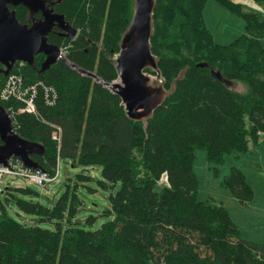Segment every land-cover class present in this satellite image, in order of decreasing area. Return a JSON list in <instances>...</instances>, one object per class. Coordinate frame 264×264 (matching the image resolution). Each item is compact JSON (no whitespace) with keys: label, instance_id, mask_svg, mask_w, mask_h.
Instances as JSON below:
<instances>
[{"label":"trees","instance_id":"obj_1","mask_svg":"<svg viewBox=\"0 0 264 264\" xmlns=\"http://www.w3.org/2000/svg\"><path fill=\"white\" fill-rule=\"evenodd\" d=\"M47 1L80 31L72 41L51 32L48 42L66 47L67 59L80 68L114 80L110 60L130 21L133 0ZM207 1L156 0L150 47L165 88L184 73L146 125L129 120L119 97L61 61L41 73L42 54L32 66L24 64L23 85H35V113L16 114L14 132L42 145V154L31 159L50 175L57 161L80 171L73 186L65 184L46 204L32 201L39 195L29 187L4 189L0 264H264V245L241 239L223 205L196 198L195 150L220 163L225 154L246 152L264 140L261 13L246 12L231 0H212L244 23L236 39L218 44L203 19ZM10 8L19 22L30 23L25 7ZM5 77L0 74V86ZM238 83L243 90L236 89ZM0 105L8 113L9 107H23L14 100ZM53 132L58 141L51 140ZM95 166L101 168V189H118L101 211L108 220L89 230L77 216L83 209L78 186L86 187ZM230 171L220 184L240 204L250 202L253 190L243 174L235 167ZM159 182L166 185L155 190ZM7 208L31 217L16 220ZM93 220L90 216L87 223Z\"/></svg>","mask_w":264,"mask_h":264},{"label":"water","instance_id":"obj_2","mask_svg":"<svg viewBox=\"0 0 264 264\" xmlns=\"http://www.w3.org/2000/svg\"><path fill=\"white\" fill-rule=\"evenodd\" d=\"M59 1V0H58ZM21 5L31 16L40 13V18H32L30 23H21L14 9ZM156 0H133L132 15L127 27L120 34L118 52L110 61L114 64L116 78L103 81L93 72L85 70L67 59V52L47 41L50 31L56 26L60 35L73 39L77 29L64 19V16L52 12L45 0H0V74L7 75L17 61L32 66L34 57L44 56L38 73L47 70L53 63L61 61L79 75L91 78L108 89L120 99L125 116L135 122L146 125L153 112L163 104L166 96L174 90L176 80L167 90L158 67V59L151 51L150 39L154 31L153 14ZM199 66H208L200 63ZM152 73H149V72ZM181 72V71H180ZM219 76V73L211 70ZM13 123L0 105V165L6 166L11 157L19 160L23 167L39 169L32 161V154H42L41 144L27 141L17 135Z\"/></svg>","mask_w":264,"mask_h":264},{"label":"rangeland","instance_id":"obj_3","mask_svg":"<svg viewBox=\"0 0 264 264\" xmlns=\"http://www.w3.org/2000/svg\"><path fill=\"white\" fill-rule=\"evenodd\" d=\"M233 2H238L236 0H231ZM247 2V3H246ZM239 3V2H238ZM244 7V11H254L261 13V20L264 21V4H261L258 1L253 0H245V2L240 3ZM203 19L205 21V25L208 31L211 32L213 39L218 44L226 45L230 42H232L234 39H236L244 30V23L241 19L236 18V16L232 15L227 9H225L222 6H219L218 3L213 2L212 0H208L206 4L204 5L203 11H202ZM80 33V31H79ZM264 42V41H262ZM62 48V47H60ZM63 52H68L67 48H62ZM25 63H18L13 66V68L10 70H13V73H18L19 77H22V69ZM186 69V68H184ZM149 72V71H147ZM152 73V72H149ZM184 71H181L179 76L183 75ZM2 75V74H1ZM8 78L4 81V83L0 86V100L1 102H8L11 100H14L15 102L22 103L23 101L20 99H16L14 97H8L4 99V95L9 91L10 86H8L7 82ZM22 81V89L21 91L24 92V95L22 96L24 99H28L31 92V86L32 85H23V78H21ZM35 86V85H34ZM26 91H25V90ZM237 90H243V85L238 83L236 86ZM10 108V107H9ZM20 106L15 110H12L13 115L15 117L16 114L21 113L18 111ZM52 140V139H51ZM32 142V141H31ZM236 152H230L225 154L221 159L220 163H214L207 159L206 151L202 149L195 150V157L193 159L192 164V170L195 174V177L197 179V192H196V198L199 199V201H213L218 202L220 198L223 196L224 193H230V190L226 189L224 186H222V180L224 177L228 176L231 173V168L235 167V164L233 165V155H235ZM64 163L60 162L59 165V174L57 176V179L47 183L44 187H40L38 185H35L33 183H29L26 179H22L20 177H8L4 176L3 183L1 185L2 188L5 189L9 185V183L12 182L13 185H18V187H29L32 191L38 193V197H31L32 201H39L42 204H46L48 199L54 200L56 199L63 189L66 188L65 184H69L70 186H73L75 183V175L79 173V168H73L68 164L63 165ZM101 173V168L98 166H95L89 170V174L91 175V181L85 183L86 187L79 185L78 190L80 192V197L83 200V209L77 214V216L82 220L83 228L89 229V230H96L98 226H100L103 222L108 220L107 217L101 215V211L105 208L107 204L106 197L110 194L115 192L118 188V185L110 189H101L97 181L101 179V176H99ZM70 179V180H67ZM166 185L162 182H159L157 186H155V190L159 189L160 186ZM17 187V186H16ZM223 193V194H222ZM4 195L3 192L0 193V199L3 200ZM28 198V197H26ZM8 209V208H7ZM8 213L12 218H15L16 220H22L21 218H25L26 220L30 219L31 216H28L26 214H20V212L16 209H8ZM18 213L20 215H18ZM90 216L94 217L93 222L87 223V219L90 218ZM32 223H36L41 227L44 228H52V224L47 222H37L34 221Z\"/></svg>","mask_w":264,"mask_h":264},{"label":"crops","instance_id":"obj_4","mask_svg":"<svg viewBox=\"0 0 264 264\" xmlns=\"http://www.w3.org/2000/svg\"><path fill=\"white\" fill-rule=\"evenodd\" d=\"M236 1L241 4L245 2ZM232 158L233 165L236 162L235 168L241 171L245 183L253 190V197L250 202L242 205L231 192L222 193L223 196L215 203L228 210L241 239L264 245V140H260L257 145H250L246 152H236ZM13 184L7 187H18Z\"/></svg>","mask_w":264,"mask_h":264},{"label":"built area","instance_id":"obj_5","mask_svg":"<svg viewBox=\"0 0 264 264\" xmlns=\"http://www.w3.org/2000/svg\"><path fill=\"white\" fill-rule=\"evenodd\" d=\"M7 82H8V86L9 89L7 91H9L10 93H6L4 95V99L8 98V97H14L15 100L16 99H20L22 100V104L23 107L21 106L18 111H20L21 113L23 112H28V113H35V107H34V103H32L34 95H35V86H31V92H30V96L28 99H24L22 96L24 95V92L21 91L22 89V81L21 78L19 77L18 73H11L8 77ZM25 90V89H24ZM26 91V90H25ZM55 98V96H54ZM8 110L10 111V113L13 115V112L10 108H8ZM52 140H57V134L56 132L52 133ZM58 164V162H57ZM54 165L55 169H54V173L52 175H50L49 173H47L44 170H33L22 167L21 163L16 160V159H9L7 162L6 167L3 165H0V192H2V179L4 176H8V177H20L22 179H26L29 183H33L35 185L38 186H44L45 184L52 182L54 180L57 179V176L59 174V169H58V165ZM264 259V258H263Z\"/></svg>","mask_w":264,"mask_h":264},{"label":"flooded vegetation","instance_id":"obj_6","mask_svg":"<svg viewBox=\"0 0 264 264\" xmlns=\"http://www.w3.org/2000/svg\"><path fill=\"white\" fill-rule=\"evenodd\" d=\"M46 1V3H47V5L50 7V8H52L51 7V5L48 3V1L47 0H45ZM61 0H56L55 2L57 3V2H60ZM53 9V8H52ZM28 11V10H27ZM52 12H54V10L52 11ZM27 14H28V12H27ZM29 15V19H30V21H31V19L34 17V18H40L41 17V15H40V13H37V14H35V15H33V16H31L30 14H28ZM51 32H54V33H57L61 38H66V37H64V36H62V35H60V33H59V30H58V28L55 26L51 31H50V33ZM49 33V34H50ZM48 34V35H49ZM79 35V30L77 29V35H75L74 36V38L73 39H68V38H66V39H68V40H70V41H72V40H74L77 36ZM48 41V40H47ZM52 44V43H51ZM44 60V59H43Z\"/></svg>","mask_w":264,"mask_h":264}]
</instances>
